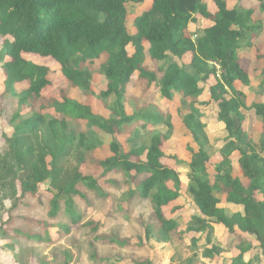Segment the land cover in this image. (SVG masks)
Returning <instances> with one entry per match:
<instances>
[{"label":"trees","instance_id":"16d2710c","mask_svg":"<svg viewBox=\"0 0 264 264\" xmlns=\"http://www.w3.org/2000/svg\"><path fill=\"white\" fill-rule=\"evenodd\" d=\"M143 1L0 0V37L5 39L0 51L5 90L0 100L15 99L19 107L9 122L13 134L4 136L7 151L0 155V193L3 195L0 212L4 209V201H12L9 213L0 215V236H8L13 221V217L5 219V215L17 208L21 198L36 196L40 186L46 183V190L52 194L50 220L60 218L61 202L64 201V216L69 219V225L36 222L33 227H43L47 237L41 232L31 234L21 229L11 230L15 240L56 245L70 237V225L83 220V214L77 212V205L72 200L73 196L84 197L78 190L79 185L94 190L101 199H109V194L100 186V178L82 172V167L87 164L86 153L97 155L103 145L86 134L70 132L67 119L72 117L113 137L115 141L107 144L109 153L98 164L99 172H103L100 176L121 172L130 187L128 202L138 197L140 202L150 201L157 224L151 227L153 232L155 230L157 243H169L180 235L177 233L178 220L171 213L183 210L177 202L185 191L200 214L189 223L187 232L207 230L212 235V223L218 224L231 233L237 231L254 237L264 256V157L261 156L264 132L256 146L244 129L245 96L240 90L250 86L251 78L260 71L262 81L255 94L257 97L264 94V66L260 67L264 65V49H256L254 60L259 66L255 68H251L250 60L238 55L242 48H253L264 31L263 20L257 21L255 17L264 14V0H256L259 3L257 11L229 6L228 0H211L214 10H209L205 0H152L149 8L136 18L131 14L129 4L137 5ZM132 20L136 25L133 36L128 32ZM201 20L207 22V27H202L196 35L191 34L190 23L198 24ZM103 53L108 58L100 74L107 81V88L95 93L93 75L86 69V64ZM24 54L53 61L72 87L92 94L104 106L97 108L68 99L65 90L61 91V101L48 98L46 93L52 83L50 67L27 61ZM146 54L156 64L168 63L167 68H160L164 69L160 79L146 69ZM136 72L149 81L148 88L158 87L165 101L171 102L175 93L191 101L189 114L185 117L182 118L177 110L178 124L189 130L199 149L189 165L186 187L180 173L164 163L168 158L167 142L175 128L173 116L168 114L165 118L153 111L146 116H127L125 113L127 86ZM200 84L208 88L211 102L218 108V119L224 123L227 133L225 140L229 146L214 154L207 127L201 120L203 114L196 106L203 94ZM22 85L27 88L18 91V86ZM112 97L113 102L110 101ZM251 110L263 120L264 129V103L254 102ZM3 112L1 109L0 114ZM136 120L145 124L133 134L126 133L124 127ZM148 124H164L166 130L155 131L149 137ZM75 149L78 151L76 165L67 168L66 163ZM234 151L241 154L239 169L247 182L233 175L230 157ZM216 157H220V161L216 162ZM212 162L217 174L214 182H211L206 167ZM169 183L173 184L172 188ZM217 193L225 195L228 203L243 206L244 215L228 216L219 208L221 200ZM170 207L171 217L168 218ZM86 226L98 231L101 224L88 222ZM51 229L54 231L50 233ZM110 242L120 246L129 244L117 238ZM244 247H240V255L232 259L231 264H247L243 261L244 255L252 246ZM70 254L65 252V259ZM133 263L154 264L150 260Z\"/></svg>","mask_w":264,"mask_h":264},{"label":"rangeland","instance_id":"374dc122","mask_svg":"<svg viewBox=\"0 0 264 264\" xmlns=\"http://www.w3.org/2000/svg\"><path fill=\"white\" fill-rule=\"evenodd\" d=\"M150 1L151 0H145L143 1V3L137 5L129 4L130 12L134 17H140L148 9ZM228 3L229 6L238 5L240 7H243L244 9L255 8L256 11L259 8V3L256 0H228ZM207 4L209 8H211L209 10L215 9L211 3V0H207ZM255 17L257 21L263 20L264 22V14H256ZM191 28L195 29L192 24ZM128 32L132 36L136 34L135 20H132L129 23ZM4 42L5 39L0 37V51L2 50ZM144 46L146 47V49L149 48L146 42L144 43ZM256 49L260 51L264 49V31L255 42L254 47L247 48L245 51L248 57L251 56V53L253 55L251 59H248L250 60L248 62L252 63L251 68H255L259 65L257 63V60H254L257 51ZM23 57L25 60L31 61L35 64L50 67L49 79L52 83L50 88L48 89V92L46 93V96L48 98H56L58 99V101H61V91L65 90V97L68 99L79 101L83 105L92 107L97 106V108H101L102 106H104V103H102V101L96 100V97L92 94H88L81 88H74L70 83H67L65 78L61 77L60 71L53 64V61L46 60L38 56L25 54L23 55ZM107 58V55L103 53L99 56V58L91 59L86 64V69L93 75L92 89L95 93L99 91L101 92L99 88H103V91L107 88V81L100 74L102 72L103 66L107 62ZM178 63L183 66L180 62ZM167 64L168 63L166 62L156 64L155 62L151 61L149 55L146 54L145 67L149 72L154 73L158 79L163 76L162 70L164 69L160 68H167ZM1 65L2 64H0V95L4 92L1 90L4 85V76L1 70ZM187 70L189 69L187 68ZM148 84L149 81L145 78H142L140 76V73L138 72H136L131 77L124 99L125 113L126 110H128V113L131 116H133V114L146 116L149 113L147 110H138L135 107L136 105H134L136 103L138 108H142V106H144L143 104H149V101H151L149 99V94L152 97V91H150L151 88H148ZM200 86V88H202L206 93L204 94V96H206L208 94L207 88L203 84H201ZM157 90L159 91V89ZM175 98L176 100L172 101V105H170V108L174 113V127H177L180 119H177L176 113L174 111L178 108L184 113L188 111V104L190 100L183 98L180 95ZM202 99L206 100V98L203 97ZM113 100L114 98L112 97L110 101L113 102ZM153 103L154 102H152L151 104ZM0 107V110L2 109L4 111L2 115L0 114V155H4L7 151V145L5 144L4 136L7 135L10 137L13 134V129L9 126V122L11 121L13 115L19 111V107L17 101L11 98L1 99ZM50 112L53 111L51 110ZM251 114H254L253 111H251ZM170 116H172L171 113ZM166 117L167 116H165V118ZM249 117L251 120L252 118L255 119V115ZM256 118L260 120V118ZM140 122L141 120H136L133 124L126 125L124 127L125 131L132 134L135 133L140 128ZM67 123L70 132H75L77 133V135L81 133L86 134L87 137L94 138L99 142V144L103 145L102 149L96 152L97 155H94L93 152L86 153L87 164L86 166L82 167V172L84 174L93 176L96 171H99V169L97 168L99 162L103 160V158L107 155V152L109 153L107 144L115 140L110 135H106L99 130L88 126L85 122L76 121L72 117H68ZM165 130L166 127L164 126V124L155 126L154 130L149 133V137L155 131L165 132ZM251 130H253V127H251ZM208 134L211 139L210 143L213 149V154L219 152L220 149H227L229 143H226L223 140L216 142L217 139L219 140L224 137L223 132H219L216 129L212 132L209 131ZM253 134L256 135V131H253ZM146 139L147 138H145V140ZM168 143L169 142H167V145ZM170 146L171 145H169L168 147L166 146V156L171 158L172 160L178 161L175 156L171 155L172 153L176 155L177 153L184 154V152H187V156H191L192 154V149L190 148L189 144H186V142L178 143L171 148ZM77 152L78 151H76L75 149L73 153L74 155L66 163L67 168L71 167L72 169L73 167H75ZM218 159L220 158L218 157ZM192 161H194V159H192ZM214 169L215 167L213 165V162L212 164H207L208 174H210ZM236 171L241 173L239 165ZM101 174L102 172L100 174L96 173V176L94 177L100 178V186L102 187L104 192L109 194V199H101L94 190H91L84 185H79L78 190L82 192V194H84V197L73 196L72 200L75 205H77V212L83 214V220L77 227H73V225H70L72 235L70 237L63 238L62 241L56 245H50L47 243L39 244L35 241H17L15 240V235L11 230L21 229L26 233L27 231H30L31 234L41 232V234L45 237L46 232L45 230H43V227H41V229L33 227L34 223L43 222L45 224V222H47L56 226H60L61 224V226L63 227L69 225V219L64 216V201L61 202V213L59 215L60 218L57 221H54L50 220L48 216V212L50 209L49 201L52 198V194L46 190L48 188V183L40 186V190L36 196L28 195L24 198H21L17 208L13 210L11 214L5 215V219H8L9 216L13 217V221L10 224V231H8L10 233H7L8 236L5 238H3V236H0V264H45V262H48L49 264H64L67 261L70 262L69 264H134L133 261L135 260H151L156 264H173L178 260L173 258L181 257L183 259L182 261H186L196 251L202 257H204L205 254H214L215 252H218L216 251L218 250V247H214L209 251L205 250L206 248L204 247L191 249L186 242L191 244L192 240H194L195 238L192 237L193 235H188L186 233L183 234L184 229H186L187 232V223H184V225L181 226L179 221V229L177 233L180 235L174 238V240L171 242L172 244H167V246H165L162 243H157L156 239L154 238L155 230L153 232L152 228V224H155V226L157 224L152 216L153 207L150 201L139 204L138 201L140 198L138 197L135 198L136 200L134 199V201L128 202V192L130 190V187L126 185L127 177L124 176L125 174L121 172H112L106 177L100 176ZM189 175L188 179L184 177V181H189ZM216 175L217 174L215 172L214 176L216 177ZM107 180L111 184V187L107 185ZM186 182L183 183L184 187L187 184ZM211 182L214 181L211 180ZM169 186L170 188H172L173 184L169 183ZM2 196L3 195L0 193V198H2ZM187 200L188 196L186 195L185 191H183L182 197H180L178 202L180 204H182L181 202H183L186 205ZM3 204L4 209L0 212V215H4L11 209L12 201L6 200ZM183 205L181 206L182 208ZM170 210L171 207L169 208V210L167 209L168 214L170 213ZM106 211L111 212L110 216H105ZM181 212L182 210L176 211L175 213H171V216L176 218ZM190 213L192 214L191 211ZM171 216L169 214L168 218H170ZM88 222H99L101 226L99 227L98 231H93L91 230L90 226H86ZM181 222H183L182 219ZM51 231L53 232L54 230L51 229L50 233ZM112 238H117L121 242H129V244L126 246H120L116 243H111L110 239ZM225 241L226 240H224V242ZM231 247H229L230 251L232 249ZM67 251H69L71 254L69 257L66 256L65 259L64 253Z\"/></svg>","mask_w":264,"mask_h":264},{"label":"crops","instance_id":"0c3cea01","mask_svg":"<svg viewBox=\"0 0 264 264\" xmlns=\"http://www.w3.org/2000/svg\"><path fill=\"white\" fill-rule=\"evenodd\" d=\"M151 1H150L149 5L151 4ZM206 2H207V0H206ZM191 24L195 27V29L191 28ZM203 25H204V28H206L208 24H207L206 21H202V20L198 24L190 23L189 31L191 32V34L196 35L198 30H202L203 29L202 28ZM246 49L247 48L240 49L238 51V55H240L241 57H243V58L248 60V59H251L253 57V55L251 53L250 54L251 56L248 57L246 55V52H245ZM262 66H264V65H260V67H262ZM261 73L262 72L258 71L256 73V75L251 78V85L250 86H243V87L240 88V90L244 94L245 100H246L245 101L246 102V109L242 110L243 114L246 115V118H245V121H244V126H245L244 129L247 131L250 139L252 140V142L256 146H258L260 144V141L262 139V135H263V132H264L263 120H261V119L258 120L256 118V116L254 117L255 119L252 118V120H251L249 116L252 117V115H254V114H251V111H253V110H251V106L254 104V102L257 101V102H263L264 103V94L262 96H259V97H257L256 94H255L258 91V86L260 85V83L262 81ZM60 75H61L62 78H64L61 73H60ZM66 82L69 83L67 80H66ZM20 87H23V88H20ZM25 88H27V85L26 86L25 85L18 86L17 89H18V91H22ZM250 88H251V90H250ZM99 89L103 90V88H99ZM157 89H159V88H157L156 86H153L151 88L150 91H152V97L149 94V97H150L149 99L151 100V101H149V104H147V103L143 104L144 106H142V108H138L137 104L135 103L134 104V105H136L135 107L138 110H142V111L147 110L148 112H152L153 111L154 113L155 112L161 113L163 116H167L168 114L171 113L172 116L174 117V113L171 110L170 105H172V101L176 100L175 97H178L180 94L175 93L173 100L171 102H167V101H165L163 99V97H162V95L160 93V90L158 91ZM1 90L2 91L5 90V86L4 85H3ZM207 90H208V88H207ZM207 92H208V94L206 96H204V94H206V93L203 90V94L198 98L197 104H196V106L200 109V111L203 114L201 120L207 127V129H206L207 130V134H208L209 131L212 132L213 130H216V129L219 132H223V136L224 137L219 139V140L217 139L216 142L223 140V141H225L227 143V141L225 140L226 137H227V133L225 132V125H224V123L219 121V119H218V108L213 102H211L209 91H207ZM202 97L206 98V100L202 99ZM152 102H154V103L151 104ZM190 104H191V101H189L188 105H190ZM131 105H132V103H131ZM131 105H128V106H131ZM177 110H179V108L174 111L176 113V117H177V113H178ZM253 113H254V111H253ZM126 114H127V116H131V115H129L128 110H126ZM180 114H181V117L183 118L184 116L189 114V110L186 111L185 113L183 111H181ZM81 122H83V121H81ZM143 124H145V122L141 120L140 127L143 126ZM155 126L156 125L148 124L147 128H150L151 131H153ZM251 127H253V130H251ZM253 131H256V135L253 134ZM126 133H128V132H126ZM208 137H209V134H208ZM209 140L211 141L210 137H209ZM168 142L170 143V144L168 143V146L171 145L170 148L172 146H175L178 143L186 142V144L187 145L189 144L190 148L192 149L191 156H187V152L186 153L184 152V154L177 153L176 155L172 153L171 155L175 156L178 161L172 160L169 157L166 158V160H164V163H166L167 165H169L170 167L174 168L176 171H178L180 173V179H181V182L183 184L184 182H186V181H184V177H186V179H188V175L190 173L189 165L191 164L192 159L196 158V155H197V153L199 151L198 146L195 144V142L193 140V137H192V134L189 132V130L186 127H184V126H182L180 124H178V126L173 129L172 136L168 140ZM167 155H170V154H167ZM261 156L264 157V153H262ZM240 158H241V154H240L239 151H234L232 153L231 157H230V160L232 162V166L234 168L233 175H234V177H239L244 182H247V179H245L243 177L242 172L240 173V172L236 171L237 167L239 165L238 163H239ZM217 160L220 161V159H218V157H216V162H218ZM206 167H207V165H206ZM97 168L99 169V167H97ZM215 172L216 171L214 169L209 174L210 175V179L212 178L211 179L212 181H214V179H215V176H214ZM96 173L98 174V173H101V172L96 171L94 176H96ZM186 183L185 184L187 186L189 181L187 180ZM108 184H109L108 186L111 187V184L110 183H108ZM216 195H217V198H219L221 200V202L219 204V208L224 209L228 216H232L235 213H240V214L244 215V207L243 206L234 205V204L228 203L227 200H226L225 195H222V194H219V193H217ZM191 202L192 201L189 200V199L187 200V204L186 205L183 202H181L182 203L181 205L184 204L183 205V210L178 215V217L175 218V219H177L179 221L181 226L184 225V223L185 224L187 223L186 227H188L189 223L195 217L200 216L199 212H197V209L195 208V205L193 204V202L192 203ZM138 203L141 204L143 202L138 201ZM177 203L180 204L179 202H177ZM190 211L192 212V214L190 213ZM109 213L110 212L106 211L105 216H107ZM108 216H110V215H108ZM181 219L183 220V222H181ZM79 224L73 225V227H77ZM212 227H213V234L212 235H210L207 230L204 231V232L190 231V232L187 233L186 229H184L183 234L186 233L188 235H193L192 237L195 238L194 240H192L191 244L186 242L187 245L191 249L198 248V247H204V248H206L205 250L209 251V250L213 249L214 247H218V250H216L218 252H215L214 254L213 253L205 254L204 257H202L196 251L186 261H182L183 259L181 257L173 258V259H178L175 262L173 260V262H174L173 264H188L192 260L194 261L192 264H231L232 259H234L238 255H240V250H239L240 247L243 249V248H245L244 246H248V245L252 246V249L248 250L245 253L244 259H243L244 263H247V264H264V256L262 254V250L260 249L259 243L255 240L254 237H251L249 235L241 234L240 232H237V231L235 233H231L224 226H221V225H218V224H214V223H212ZM218 233H219V235H218ZM230 237H232V238H230ZM224 240L229 241V242H226V241L224 242ZM171 242L162 243V244L167 246V244L171 245L172 244ZM229 247L232 248L231 251L229 250ZM199 249H201V248H199ZM154 264H156V263H154Z\"/></svg>","mask_w":264,"mask_h":264}]
</instances>
